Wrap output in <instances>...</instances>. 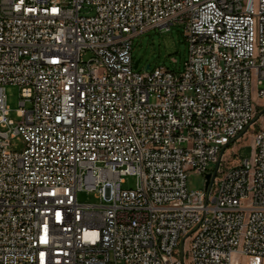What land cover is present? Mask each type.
Returning a JSON list of instances; mask_svg holds the SVG:
<instances>
[{
    "label": "built area",
    "instance_id": "obj_1",
    "mask_svg": "<svg viewBox=\"0 0 264 264\" xmlns=\"http://www.w3.org/2000/svg\"><path fill=\"white\" fill-rule=\"evenodd\" d=\"M175 25L182 71L134 69ZM0 264H264V0H0Z\"/></svg>",
    "mask_w": 264,
    "mask_h": 264
},
{
    "label": "rangeland",
    "instance_id": "obj_2",
    "mask_svg": "<svg viewBox=\"0 0 264 264\" xmlns=\"http://www.w3.org/2000/svg\"><path fill=\"white\" fill-rule=\"evenodd\" d=\"M188 49L183 37V27L180 25L171 26L169 31L155 28L145 33L136 35L132 39V58L133 63L139 61L138 72H150L156 68L164 67L180 72L187 60ZM149 67L148 70L146 68ZM6 105L9 110V117L14 122H18L17 110L19 109L20 89L17 86H7L5 90ZM253 100L256 106L261 101L255 96V88H253ZM261 109L258 107L257 115ZM255 117V118H256ZM259 123L256 121L247 129L244 135L231 144L224 152L223 158L230 161L249 159L252 154V140ZM21 138L17 137L11 141V149L13 151H21L23 149ZM209 180V179H208ZM204 177L195 173L188 176L189 190L202 189ZM136 186L135 177H127L123 188L134 189ZM79 203L98 204L99 200L92 192L82 191L77 195Z\"/></svg>",
    "mask_w": 264,
    "mask_h": 264
},
{
    "label": "water",
    "instance_id": "obj_3",
    "mask_svg": "<svg viewBox=\"0 0 264 264\" xmlns=\"http://www.w3.org/2000/svg\"><path fill=\"white\" fill-rule=\"evenodd\" d=\"M138 64H139V61H136V62L134 63V65H133V68H134V69H137ZM169 68L172 69V66L170 65ZM148 69H149V67L146 68V70H148ZM209 178H210V175H206V179L208 180Z\"/></svg>",
    "mask_w": 264,
    "mask_h": 264
}]
</instances>
